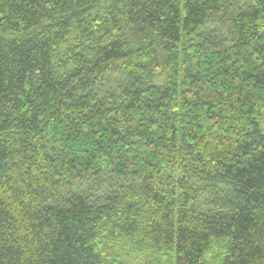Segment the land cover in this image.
Wrapping results in <instances>:
<instances>
[{"label":"trees","instance_id":"1","mask_svg":"<svg viewBox=\"0 0 264 264\" xmlns=\"http://www.w3.org/2000/svg\"><path fill=\"white\" fill-rule=\"evenodd\" d=\"M264 0H0V264H264Z\"/></svg>","mask_w":264,"mask_h":264},{"label":"rangeland","instance_id":"2","mask_svg":"<svg viewBox=\"0 0 264 264\" xmlns=\"http://www.w3.org/2000/svg\"><path fill=\"white\" fill-rule=\"evenodd\" d=\"M264 116V115H263ZM264 118V117H263Z\"/></svg>","mask_w":264,"mask_h":264}]
</instances>
